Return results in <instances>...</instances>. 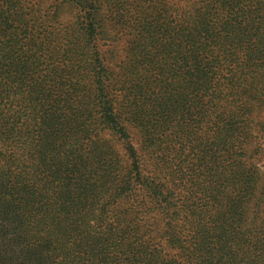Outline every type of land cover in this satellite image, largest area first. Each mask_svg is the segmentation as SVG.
Wrapping results in <instances>:
<instances>
[{"label":"trees","instance_id":"obj_1","mask_svg":"<svg viewBox=\"0 0 264 264\" xmlns=\"http://www.w3.org/2000/svg\"><path fill=\"white\" fill-rule=\"evenodd\" d=\"M57 1L0 0V264H264L256 26L195 0L115 71Z\"/></svg>","mask_w":264,"mask_h":264},{"label":"rangeland","instance_id":"obj_2","mask_svg":"<svg viewBox=\"0 0 264 264\" xmlns=\"http://www.w3.org/2000/svg\"><path fill=\"white\" fill-rule=\"evenodd\" d=\"M30 1L38 3V0ZM195 2V0H100L97 4L99 9L97 20L99 24H104L106 30V35H103L104 39L100 41V45L107 65L117 71L119 67L129 63L132 48L139 45L140 35L146 33L147 22L167 23L174 19L176 13L174 8L189 6ZM57 3V0H43L40 8L47 6L51 10ZM213 3L214 20L219 29L226 21H238L245 25L249 20L254 27L256 26L253 46L258 51L256 56L258 59L255 60L252 69L255 70L256 62H258L259 79L255 81L264 86V75L260 74L264 68V0H214ZM78 9L73 6L70 8V11L64 15L66 23L71 21ZM122 12H125L124 16L121 15ZM128 50L131 51L129 55ZM240 50L243 53L242 48ZM255 114L256 121L264 122V106L257 109ZM259 164L263 165L264 169V159ZM259 261L263 262L262 259ZM254 264H258V259L254 260Z\"/></svg>","mask_w":264,"mask_h":264}]
</instances>
